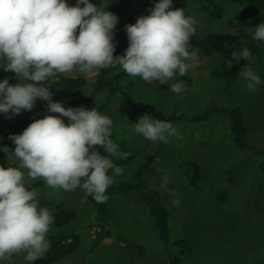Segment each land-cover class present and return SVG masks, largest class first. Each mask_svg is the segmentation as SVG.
Instances as JSON below:
<instances>
[{"label": "rangeland", "instance_id": "obj_1", "mask_svg": "<svg viewBox=\"0 0 264 264\" xmlns=\"http://www.w3.org/2000/svg\"><path fill=\"white\" fill-rule=\"evenodd\" d=\"M98 6L107 5L106 0H95ZM77 0H69L75 6ZM192 2H190L191 4ZM226 12L219 19H211L201 11V5L189 6L199 35L209 31H222L226 21L238 13L241 5L226 2ZM150 8L144 0H132L130 14L138 17L150 15ZM255 28H250L243 39L244 47L254 45L260 54L251 58L244 67L253 70L261 79L255 90L246 87L247 81L239 75L237 81L227 85L224 80L213 77L212 71L219 67L221 57L203 56L188 46L191 58L185 74L164 83L167 89L159 90L144 83L140 77L126 76L122 85L127 94L112 98L100 113L113 121L112 139L116 144L126 142L138 151L135 162L126 166L115 179L120 182L130 179L134 170L146 164L144 181L148 188H155L164 195V204L170 212L171 242L188 239L193 256L184 258L183 264H264V175L261 170L262 158L258 154L239 150L233 143L228 119L216 115L205 122L182 120L171 123L176 135L168 142L150 141L134 131V124L151 110L164 115H193L203 112L208 106H240L244 121L249 129L248 138L256 150L264 149V41L253 39ZM115 45V40L113 39ZM114 64H118L114 62ZM243 67V68H244ZM242 71V70H241ZM98 70L84 74L78 70L67 77H85L92 81ZM9 84L20 82L16 74L0 67V81ZM183 83L185 90L180 94L171 91V85ZM105 94H97L91 110L105 102ZM65 108H79L70 99L62 103ZM180 113V114H179ZM49 112L42 100L37 99L32 110H21L19 114L0 113V167H18L19 161L9 156L10 146L6 142L20 121L30 123ZM65 124L68 118L60 117ZM21 128L19 134L28 127ZM151 159V160H150ZM198 164L201 171L199 187L191 185L194 174L192 164ZM185 166V167H183ZM22 171L27 172L26 169ZM168 183L162 186L164 176ZM26 179H28L26 177ZM37 191L40 207H47L54 217L47 237L53 235L81 237L78 251L65 260L54 264H163V248L156 228L148 214L147 205L136 193L118 194L109 198L105 214L98 212L88 203L87 192L82 188L65 191L49 188L42 179ZM168 186L171 190L168 191ZM76 212L77 217L68 227L55 226L58 204ZM103 230L111 233L110 238L95 247V241ZM176 247L173 246L172 250ZM176 251V250H175ZM46 253L41 257L44 258ZM40 259V258H39ZM36 261V260H35ZM24 254L14 255L10 264H32ZM1 264V261H0Z\"/></svg>", "mask_w": 264, "mask_h": 264}, {"label": "clouds", "instance_id": "obj_2", "mask_svg": "<svg viewBox=\"0 0 264 264\" xmlns=\"http://www.w3.org/2000/svg\"><path fill=\"white\" fill-rule=\"evenodd\" d=\"M172 4L173 0H158L150 15L126 25L129 46L125 55L115 57L112 41L118 18L105 10L107 5L97 6L90 0H77L75 6L67 0H0V67L20 80L15 85L0 81V113L30 111L40 99L47 102L49 112L59 114L37 119L22 134L9 137L15 149L8 155L19 166L0 167V261L24 254L32 262L50 248L47 235L54 217L47 207L39 206L37 191L26 187V177L42 179L52 189L82 188L103 203L114 177L122 172L115 167L113 175H108L112 167L108 157L128 155L113 142L110 117L96 108H65L54 102L49 79L76 70L89 74L117 61L127 75L149 83L164 84L177 74L185 75L196 22L182 8L172 9ZM253 39L264 41V23L255 27ZM232 56L237 62L252 58L247 48L235 50ZM239 74L249 90L261 83L247 66ZM184 90L183 83L171 85L176 94ZM134 131L153 142L167 143L176 135L170 122L150 115L141 116ZM94 149H103L107 157ZM167 183L165 175L162 186Z\"/></svg>", "mask_w": 264, "mask_h": 264}, {"label": "trees", "instance_id": "obj_3", "mask_svg": "<svg viewBox=\"0 0 264 264\" xmlns=\"http://www.w3.org/2000/svg\"><path fill=\"white\" fill-rule=\"evenodd\" d=\"M144 1L145 5L150 9L154 8V5L158 2V0ZM90 2L97 6L99 5L95 0H90ZM190 2L201 5L202 8L200 10L215 20H220L224 16L226 12L224 3L233 2L241 5L240 11L226 21V28L224 30L209 31L205 35L200 36L198 27L195 25L196 32L190 37L189 42L191 49L203 56L209 57L217 55L221 57L219 67L213 70L211 75L224 80L227 85L231 86L237 81L240 75L239 73L246 63L249 62V60L245 61L243 59L237 62L232 56V53L235 50L241 51L247 48L251 52L252 58L256 54H260L258 48L254 45L244 47L243 39L247 37L250 28H255L258 24L264 23V0H173L172 9L182 8L186 16H191L189 6L192 3L190 4ZM67 3L69 4V0H67ZM106 3L110 8V12L118 18V23L115 26L113 34V39L115 40L114 56H122L125 55L126 49L129 46L126 25L134 24L139 17L130 14L132 0H106ZM126 76L128 75L118 63L105 69H99L96 78L92 81L85 77H67L58 74L55 78L49 79L48 86L52 92L54 102H60L62 104L70 99L71 104L79 108H85L91 105L97 94H105V102L100 103L96 109L100 113L107 107L112 98L119 95L125 97L127 92L123 88L122 79ZM178 76L180 75L177 74L176 77ZM180 78L187 80L185 75L180 76ZM262 79L264 80V74ZM144 83L149 86H154L159 90L167 89L168 87L167 85L160 84L159 81H153L151 83L144 81ZM43 103L47 106L46 101H43ZM148 114L154 119H160L170 123H179L185 119L190 122H207L218 114L223 115L224 118L228 119V128L230 129L234 145L241 151H249L252 155L258 154L261 156L262 162L260 166L264 175V149H260V151L256 150L253 143L249 140V129L244 121V111L240 106L220 107L212 104L203 112L195 113L191 116L187 114L177 116L176 113L164 115L153 110ZM23 120L19 122L12 135H19L21 128L30 124V120L26 123ZM68 123H70L69 120L66 121V124ZM6 144L10 146V152L14 151L15 144L12 140L6 142ZM118 146L120 152L128 153V155L127 158L108 157L112 165L108 171L109 176L113 175L115 167H120L123 171L126 166L135 162L139 155V152L130 148L125 141L118 144ZM94 150L99 151L102 156L107 157L108 155L103 149ZM192 166L194 174L191 177V185L193 187H199L198 184L201 181L200 166L196 163L192 164ZM145 169L146 164H142L134 170L130 179H123L120 182H116L115 179L118 177L116 175L113 184L106 191V195L108 196L106 202L97 203L93 196L89 194H87V200L98 214L103 215L109 208V198L118 194L136 192L147 205L149 217L157 230L164 251L163 264H183L184 258L189 259L193 256L191 243L188 239L183 238L171 242L170 212L164 204V195L155 188L146 187L144 181ZM40 185L41 181L33 182L26 179V187L29 190H32L34 186L37 187ZM167 190L170 191L171 186H168ZM56 210L55 226L59 228L68 227L76 220V212L66 208L64 204H58ZM110 237L111 233L103 230L98 240L95 241V247L104 238ZM47 239L50 242V248L46 252L45 257L37 259L32 264H54L63 261L68 256L75 254L81 245V237L77 234H72L69 237L65 235H53L47 237ZM173 246L176 247V251L172 250ZM11 260L1 261V264H10Z\"/></svg>", "mask_w": 264, "mask_h": 264}, {"label": "bare ground", "instance_id": "obj_4", "mask_svg": "<svg viewBox=\"0 0 264 264\" xmlns=\"http://www.w3.org/2000/svg\"><path fill=\"white\" fill-rule=\"evenodd\" d=\"M61 77V76H60ZM180 114V113H179ZM178 116V115H177ZM183 167H185V166H183ZM124 169H126V168H124ZM145 172V171H144ZM144 176H145V174H144ZM89 203V202H88Z\"/></svg>", "mask_w": 264, "mask_h": 264}]
</instances>
